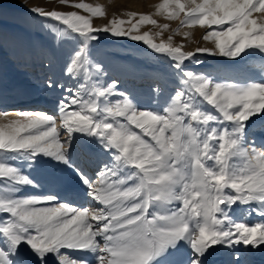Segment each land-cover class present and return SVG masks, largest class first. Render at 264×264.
I'll list each match as a JSON object with an SVG mask.
<instances>
[{"label": "snow or ice", "instance_id": "snow-or-ice-1", "mask_svg": "<svg viewBox=\"0 0 264 264\" xmlns=\"http://www.w3.org/2000/svg\"><path fill=\"white\" fill-rule=\"evenodd\" d=\"M71 7L104 16L87 3ZM159 9L182 25L207 29L203 39L213 46L193 52L173 46L172 37L154 43L147 32L138 33L139 24L157 23L147 15L128 21L126 30L124 20L94 28L90 16L77 11L27 8L63 26L58 31L48 24L57 44L70 46L65 73L81 83L73 91L49 78L48 89L65 93L56 115L18 112L19 119L0 125V264H90L70 258L68 250L95 254L96 264H210L216 246L235 249L229 264H248L241 259L248 248L264 247V223L233 218L243 211L234 205L250 203L264 216V79L218 82L186 64L202 63L197 53L239 61L264 56V0H163ZM101 32L142 41L169 58L181 87L166 107L141 110L116 91L115 81L99 83L106 75L95 58ZM163 91L153 88L154 95ZM89 143L110 157L94 176L87 152L80 159ZM40 156L72 168L83 195L101 207L72 206L54 192L20 194L24 186L40 185L14 160L31 167ZM174 202L179 207H170Z\"/></svg>", "mask_w": 264, "mask_h": 264}, {"label": "rangeland", "instance_id": "rangeland-1", "mask_svg": "<svg viewBox=\"0 0 264 264\" xmlns=\"http://www.w3.org/2000/svg\"><path fill=\"white\" fill-rule=\"evenodd\" d=\"M138 1L146 5L144 12L142 11L141 14L139 13L128 19L119 15L122 12L111 17L105 15V11L97 5L98 0H69L68 4H62L61 0H0V112L7 113V116H0V125H6L13 119H19L16 116L18 112L34 111L33 113L43 112L56 115L58 100L65 93L63 88L48 89L46 81L49 78L62 83L73 89V91L81 83L75 77L70 78L65 73V62L68 58L70 46L57 44L55 33L48 27V24H52L58 31L63 26L50 18L35 15L29 12L27 8L43 7L46 11H77L79 14L90 16L82 9L71 7L75 3H87L93 7H100L104 11L103 17L90 16L94 28H103L110 25L111 21L115 19L117 21L124 20L125 23L122 27L126 30L131 27L128 21H131V24H137L142 16L147 15L156 20L157 23L144 22L139 24L138 33L147 32L154 43H167L168 38L172 37L171 43L173 46L181 47L182 51L189 48L195 52L198 47H212L203 39L204 35L197 37L199 35L192 34L191 27L194 28L198 25H182L181 20L169 19L167 13L159 9V5L163 3V0ZM25 4H27V8L24 7ZM181 19H183V13ZM165 24L168 25L167 29L162 28ZM185 27H189L191 30L183 32ZM203 30L207 31L205 28ZM29 31L32 35L28 33ZM197 56L202 63L186 62L188 69L205 75L211 74V77L218 82L243 84L261 82L264 79V56L258 54L248 56L243 61H239V58L234 60L228 57H216L199 53H197ZM95 58L102 63L106 73L100 78L99 83L107 85L115 81L116 91L128 94L141 110L155 109L159 112L168 105L170 102L169 96L173 95L174 90L181 87L179 77L175 75L170 67L169 58L156 53L144 42L133 41L128 36L116 37L110 33L101 32L99 40L96 42ZM116 71L120 72L117 73ZM84 83L85 85L88 84V82ZM156 86L163 87L162 95H154L153 88ZM112 99L116 100L120 97L114 96ZM33 100L36 102V106L8 108L11 103ZM49 100L53 102L51 110H42ZM204 107L212 111L210 106L205 105ZM60 124L61 121L58 119V128ZM65 137L66 133L61 129V138ZM88 145L102 151L98 144L89 143ZM73 159L79 160V152L74 154ZM80 159L81 162L85 159L83 149L80 150ZM91 160L92 164H89L91 167L88 171L89 175L93 174L94 176L100 162H108L110 157L107 155L105 159H101L99 162L95 159ZM14 162L41 187L58 186L61 191L59 194L62 198L61 202H71L68 198H70V195H75V199L78 196L77 199L81 198L83 203L78 205L79 200L77 202L76 199L75 202H71L72 206L101 207L97 202H93L90 197L83 195L86 191L85 186L79 177L74 174L72 168L71 173L70 167H65L67 165L57 163L46 156L38 157L31 167L27 166V160L18 159ZM208 163L211 164L212 162L208 161ZM70 178L72 179L70 181L71 185H68L67 180ZM226 191L228 190L226 189ZM41 192L36 189L34 191L31 186H24L20 194L25 196L44 194ZM170 207H179V203L174 202ZM233 207L243 209L233 217L237 222H246L250 226L261 223L260 217L251 213L252 206L234 205ZM218 248L224 254L231 255L235 251V249L221 248L220 246ZM262 248L264 247L258 249ZM244 251L245 249L241 247V252ZM68 252L70 258L81 257L87 259L90 264H96L95 254L72 252L71 250H68ZM249 254L250 247L246 256H242L241 259L249 260Z\"/></svg>", "mask_w": 264, "mask_h": 264}, {"label": "bare ground", "instance_id": "bare-ground-1", "mask_svg": "<svg viewBox=\"0 0 264 264\" xmlns=\"http://www.w3.org/2000/svg\"><path fill=\"white\" fill-rule=\"evenodd\" d=\"M97 5H99L105 11V15H107L109 17H111L113 15H116V14H119L120 12H122L119 15L124 16L125 18H128V19L132 17V15H131L132 13H136V14L140 13L141 14V12L143 10H145V7H146V5L144 3H141L138 0H98ZM189 29H190L189 27H185V28H183V32L187 31ZM191 29H192V32H193L192 34L193 35H199L197 37H200L201 35H205L206 34V32L200 26H197V27H194V28L191 27ZM28 33L30 35H32V33L30 31ZM207 43H208V45L213 46V42L211 40H208ZM186 51H193V50L188 48ZM50 57H51V53H50ZM118 72H120V71H118ZM105 79H108V78H105ZM52 103L53 102L49 100L47 103H45V107L42 110H44V111L51 110ZM36 105L37 104H36V102L34 100L33 101H22V102H18V103H11V104L8 105V108H12L13 109V108H17V107H21V108L22 107H33V106H36ZM257 146H259V141H257ZM83 150H84V152H87V154L91 157V159H95L97 162H99L101 159H105V157H107V155H108L106 152L99 151V150L95 149L94 147H91L90 145H87L86 149H83ZM91 159L88 162V170L91 167V165H89V164H92V160ZM65 167L69 168L68 165L65 166ZM71 170L72 169L70 168V172H71ZM91 175H93V174H91ZM70 181H72L71 178L67 180L68 185H71ZM33 189H34V191H35V189L38 190V191H42L41 193H45V192H47V193L48 192H54V193H58V194L61 193V191H60L58 186H51V188H44V187L40 186L39 188H33ZM77 197H76V199H77ZM68 199L71 202H75V200H76L75 199V195H70V198H68ZM78 200H79V202H78ZM76 201L78 202V205L83 203L81 198H78ZM91 203H92V201H91ZM85 204H86V202H85ZM249 205H250V207L252 206L251 207V211H252L251 213L253 215H255V214L258 215L260 217V219H261V223H264V216H261L259 214L258 205L256 203H250ZM83 207H84V205H83ZM216 247H217L218 251L211 257L210 264H229V260H230V256L231 255L230 254H224L223 252L220 251L218 246H216ZM247 262H248V264H264V248H262V249L250 248L249 260H247Z\"/></svg>", "mask_w": 264, "mask_h": 264}]
</instances>
